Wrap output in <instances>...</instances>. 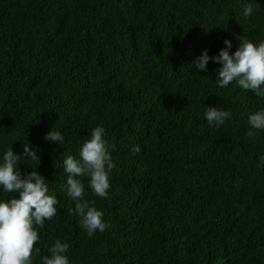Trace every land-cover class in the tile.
<instances>
[{
  "label": "trees",
  "instance_id": "16d2710c",
  "mask_svg": "<svg viewBox=\"0 0 264 264\" xmlns=\"http://www.w3.org/2000/svg\"><path fill=\"white\" fill-rule=\"evenodd\" d=\"M242 36L264 41V0H0V163L27 143L40 164L21 173L37 167L59 201L33 264L57 239L70 264H264V130L246 136L264 98L194 66ZM207 107L232 118L209 126ZM54 126L62 145L44 139ZM97 126L115 168L107 199L80 178L110 225L88 237L63 161Z\"/></svg>",
  "mask_w": 264,
  "mask_h": 264
},
{
  "label": "clouds",
  "instance_id": "9594fccd",
  "mask_svg": "<svg viewBox=\"0 0 264 264\" xmlns=\"http://www.w3.org/2000/svg\"><path fill=\"white\" fill-rule=\"evenodd\" d=\"M255 7L253 3L246 4L244 16H251ZM238 41L239 47L234 53L230 52V40L224 41L226 47L217 56L210 57L205 50L194 66L200 71H207L210 60L220 64L222 66L216 70L215 81L218 87L225 88L235 81L242 89L264 98V41L254 43L247 36L240 37ZM204 117L209 126L219 127L232 118V113L219 107H207ZM248 123L252 130L246 136L254 138L258 131L264 130V109L250 115ZM105 135L106 130L102 126L95 127L90 139L84 141L79 159L68 155L63 161L64 171L68 174L67 195L75 205L74 209L69 208V214L79 218L80 227L88 237L110 228L104 222L103 212L95 206V200L86 198L85 183L80 179H88V187L94 196L109 198L110 178L115 168L109 148L114 150L115 145H110ZM44 139L62 145L65 138L54 126ZM139 152V146L132 149L133 155ZM25 157L39 166L37 151L27 143L23 155H15L11 147L4 153L3 162L0 163V186L4 192L17 194L8 200H0V264H33L34 256L40 253L36 247L40 240L38 229H43L45 221H50L57 213L59 201L50 194L49 182L36 171L37 167L29 173H21L19 165L25 161ZM262 165L264 157L258 166ZM68 251L69 244L57 239L48 249L49 255L42 257V264H70L66 255Z\"/></svg>",
  "mask_w": 264,
  "mask_h": 264
}]
</instances>
